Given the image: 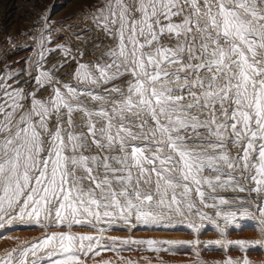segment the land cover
<instances>
[{
  "label": "snow or ice",
  "instance_id": "6c2138e0",
  "mask_svg": "<svg viewBox=\"0 0 264 264\" xmlns=\"http://www.w3.org/2000/svg\"><path fill=\"white\" fill-rule=\"evenodd\" d=\"M86 18L112 43L77 61L76 86L43 99L48 71L28 92L0 77V228L69 229L6 250L0 264H87L98 241L74 225L211 219L201 206H234L216 215L264 236V0H103ZM229 189L249 197H218ZM122 243L158 252L198 241ZM228 243L264 253V239Z\"/></svg>",
  "mask_w": 264,
  "mask_h": 264
},
{
  "label": "rangeland",
  "instance_id": "374dc122",
  "mask_svg": "<svg viewBox=\"0 0 264 264\" xmlns=\"http://www.w3.org/2000/svg\"><path fill=\"white\" fill-rule=\"evenodd\" d=\"M102 4L103 0H0V77H4L3 83L13 88L22 87L28 92L37 88L33 77L41 71H48L53 75L54 82L38 92V97L43 99H47L53 87L63 90L62 86L69 82L76 86L73 72L77 61H95L99 52L93 54V46L103 50L112 43L86 18L94 6ZM162 43L168 44V41L163 40ZM64 48L68 49L67 53ZM80 51L84 52L82 57ZM217 195L230 201L236 197H249L247 192L230 189L218 191ZM215 203L219 204V199ZM230 210H235V207L201 206V211L211 219L201 220L198 215L173 217L171 226L166 220L161 221L163 226H145L135 221V226L123 222L109 225L102 221L96 228L74 225L70 231L92 235L98 241L94 243L93 251L82 257L87 264H226L229 259L242 261L244 258L251 264H264V253L254 250L244 252L228 243L264 239L258 229L245 227L251 226V222L238 219L235 223H240L241 228L237 229L233 224L225 225L221 216L216 215L217 211ZM189 219L200 227L199 232L187 226ZM216 224H220L223 234ZM67 231L69 229L63 226L41 228L33 223L14 221L0 228V255L13 247L43 239L49 232ZM149 239L198 243L173 245L171 248L162 244L158 246L161 249L158 252H153L146 245L122 243L124 240ZM41 264H51V260L45 258Z\"/></svg>",
  "mask_w": 264,
  "mask_h": 264
}]
</instances>
